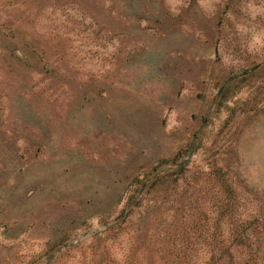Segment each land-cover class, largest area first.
I'll return each instance as SVG.
<instances>
[{
	"label": "rangeland",
	"instance_id": "obj_1",
	"mask_svg": "<svg viewBox=\"0 0 264 264\" xmlns=\"http://www.w3.org/2000/svg\"><path fill=\"white\" fill-rule=\"evenodd\" d=\"M258 224L264 0H0V264H211Z\"/></svg>",
	"mask_w": 264,
	"mask_h": 264
},
{
	"label": "trees",
	"instance_id": "obj_2",
	"mask_svg": "<svg viewBox=\"0 0 264 264\" xmlns=\"http://www.w3.org/2000/svg\"><path fill=\"white\" fill-rule=\"evenodd\" d=\"M263 231V224H258L255 227L246 226L240 237L230 242V246L237 249L236 254L228 255L226 258L213 257L211 264H262L264 258Z\"/></svg>",
	"mask_w": 264,
	"mask_h": 264
},
{
	"label": "water",
	"instance_id": "obj_3",
	"mask_svg": "<svg viewBox=\"0 0 264 264\" xmlns=\"http://www.w3.org/2000/svg\"><path fill=\"white\" fill-rule=\"evenodd\" d=\"M184 163L180 165V168L183 167Z\"/></svg>",
	"mask_w": 264,
	"mask_h": 264
}]
</instances>
